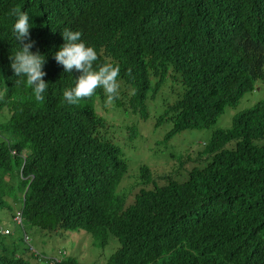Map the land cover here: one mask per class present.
Here are the masks:
<instances>
[{
  "label": "trees",
  "instance_id": "1",
  "mask_svg": "<svg viewBox=\"0 0 264 264\" xmlns=\"http://www.w3.org/2000/svg\"><path fill=\"white\" fill-rule=\"evenodd\" d=\"M17 6L30 17L31 51L46 58L42 103L10 66L22 50L10 14ZM66 28L96 50L94 69L119 65L114 105L146 119L148 101L164 90L157 122L170 120L169 140L211 127L264 80V0H0V109L9 112L0 125V209L13 217L17 207L24 232L25 224L82 228L95 240L112 234L119 247L106 264H264V98L212 132L204 158L192 159L203 164L185 180L142 166L143 187L127 203L116 193L127 162L95 110L104 90L78 105L63 99L81 75L54 59ZM136 135L129 127L128 138ZM30 257L13 233L0 236V264Z\"/></svg>",
  "mask_w": 264,
  "mask_h": 264
},
{
  "label": "rangeland",
  "instance_id": "2",
  "mask_svg": "<svg viewBox=\"0 0 264 264\" xmlns=\"http://www.w3.org/2000/svg\"><path fill=\"white\" fill-rule=\"evenodd\" d=\"M257 89L245 94L236 106H227L218 116L216 123L204 129H186L165 140L166 133L171 129L170 120L157 122L158 117L167 106V96L162 89L153 101H148L146 119L132 113L105 99L95 103L96 113L104 118L109 125V136L114 140L127 162V170L116 193L125 197L128 203L133 195L143 187L140 182V168L147 166L153 175H165L183 181L193 166H201L196 157L204 158V144L207 143L216 129H227L231 126L232 117L239 111L251 107L264 98V80L257 81ZM173 101V100H172ZM171 101V102H172ZM7 108L0 109V125L7 121ZM134 126L137 135L128 138L129 127ZM199 152V153H198ZM148 187V186H147ZM127 205V204H126ZM17 210L14 208L13 212ZM10 212L0 209V226L11 230L18 243V250L29 247L33 253L31 264H48L50 258H76L81 264H106L108 258L117 250L119 242L115 236L108 234L105 238L95 240L85 229H58L44 231L24 224L28 241H24L22 228L16 225ZM59 252H64L60 255Z\"/></svg>",
  "mask_w": 264,
  "mask_h": 264
},
{
  "label": "clouds",
  "instance_id": "3",
  "mask_svg": "<svg viewBox=\"0 0 264 264\" xmlns=\"http://www.w3.org/2000/svg\"><path fill=\"white\" fill-rule=\"evenodd\" d=\"M10 14L16 17L13 32L22 46V50L10 55V66L14 71V76L26 77V86L32 90L35 100L42 103L43 94L48 88V83L44 80L47 73L43 70L46 58L39 52L31 51L34 41L30 39L32 26L29 14L21 11L19 6L13 8ZM61 35L66 43L55 53V61L63 66L66 73H72L74 69L81 73L75 87L63 92V99L70 105H78L82 100L93 97L96 90L101 88L104 90L108 103L117 99L120 88L119 65L104 63L98 69H94L98 54L93 47L86 46L82 41V33L66 28ZM25 41L28 42L25 43ZM22 82L24 81H16L17 84Z\"/></svg>",
  "mask_w": 264,
  "mask_h": 264
},
{
  "label": "built area",
  "instance_id": "4",
  "mask_svg": "<svg viewBox=\"0 0 264 264\" xmlns=\"http://www.w3.org/2000/svg\"><path fill=\"white\" fill-rule=\"evenodd\" d=\"M12 220H13V222H14L16 225H18V226H20L21 228H23V227H22V215H21V212H20L19 209H17V210L15 211L14 216L12 217ZM9 234H11V230L4 229V228H2V227L0 226V236H5V235H9ZM22 236H23L24 241L27 242V241L29 240V239H28V235H27V233H25V232L23 231V229H22ZM58 253H59L60 255H63V254H64V252H59V251H58ZM60 260H61V259H59L58 257H53V258H50V259H49L48 264H57Z\"/></svg>",
  "mask_w": 264,
  "mask_h": 264
}]
</instances>
